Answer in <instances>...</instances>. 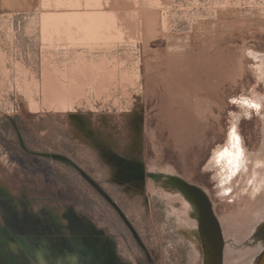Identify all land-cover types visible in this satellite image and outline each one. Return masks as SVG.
<instances>
[{"label": "rangeland", "instance_id": "obj_1", "mask_svg": "<svg viewBox=\"0 0 264 264\" xmlns=\"http://www.w3.org/2000/svg\"><path fill=\"white\" fill-rule=\"evenodd\" d=\"M236 130L241 156L262 155L264 0H0V213L64 227L72 207L117 232L125 260L192 264L169 230L180 201L121 174L179 175L226 217L217 157ZM41 153L83 168L137 236L74 165Z\"/></svg>", "mask_w": 264, "mask_h": 264}, {"label": "bare ground", "instance_id": "obj_2", "mask_svg": "<svg viewBox=\"0 0 264 264\" xmlns=\"http://www.w3.org/2000/svg\"><path fill=\"white\" fill-rule=\"evenodd\" d=\"M230 139L232 141L230 142L231 146L220 151V156L218 155L217 158H220L221 165L219 164V166L222 170L221 174L223 173L222 175H224V180L221 177L220 179L228 183L224 188L225 192L228 193L230 190H234L231 192L232 195L229 199L230 201L234 200V202L231 201L234 203V206L230 205L231 207H236V211L234 212L233 210V213H230V215L221 217L218 215L219 213H216L214 209L215 202L210 198L225 239L223 264H262L264 256H260V253L264 248V152L260 156H241L244 148L238 142L240 141V135L237 133V130L232 131ZM215 163L218 164L219 162ZM161 173L168 176V182L162 180L160 177L152 176L153 174ZM146 175L147 177L144 176L146 179L135 180L133 185L141 188L147 183V187L152 193L163 194L171 203L175 200L180 201L181 207L178 210L174 208L173 204H170L172 211L169 212V219L170 221L174 219V224H170L169 230L172 234L176 233L175 237L178 240L181 239L188 242L192 250V264H203L202 246L197 231L196 210L185 198L184 194L170 183V176L179 175L165 174L157 170H147ZM123 176L125 175L121 174V177ZM120 180L123 181V179ZM220 190L222 191L223 189ZM205 191L209 195V192ZM225 194L223 196H226ZM223 203L230 202L223 201ZM220 207L222 208V206ZM230 235L236 236L237 244L234 241L230 243L232 245L235 243L233 246L229 245L227 240Z\"/></svg>", "mask_w": 264, "mask_h": 264}, {"label": "flooded vegetation", "instance_id": "obj_3", "mask_svg": "<svg viewBox=\"0 0 264 264\" xmlns=\"http://www.w3.org/2000/svg\"><path fill=\"white\" fill-rule=\"evenodd\" d=\"M125 176L120 179L133 182L142 175L128 171L126 179ZM152 176L169 181L162 173ZM63 217L67 222L61 227L46 219L34 221L24 211L10 216L0 213V264H138L123 258L117 232L99 227L92 219L85 221L72 207L63 212Z\"/></svg>", "mask_w": 264, "mask_h": 264}, {"label": "water", "instance_id": "obj_4", "mask_svg": "<svg viewBox=\"0 0 264 264\" xmlns=\"http://www.w3.org/2000/svg\"><path fill=\"white\" fill-rule=\"evenodd\" d=\"M40 155L60 160H66L74 165L80 171L82 176H84L100 193H102L107 198L109 202L113 204V206L117 209V211L137 236V233L135 232V229L133 228L131 222L127 220L124 212L113 200V198L76 162L66 156L58 154L41 153ZM170 178L171 185L178 188L196 210V218L198 222L197 231L202 246L203 264H223L225 239L221 224L219 222V219L215 215L213 202L211 201L209 195L202 187L185 180L181 176H170ZM92 227L93 231H95V227ZM37 250L40 254V249L37 248ZM58 256L60 257V255ZM260 256H264V248L260 253ZM262 264H264V261Z\"/></svg>", "mask_w": 264, "mask_h": 264}]
</instances>
